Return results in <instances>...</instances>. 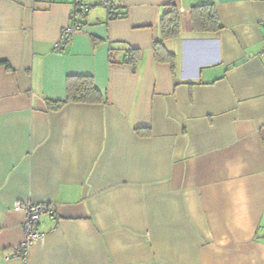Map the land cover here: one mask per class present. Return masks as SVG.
<instances>
[{"label":"crops","instance_id":"1","mask_svg":"<svg viewBox=\"0 0 264 264\" xmlns=\"http://www.w3.org/2000/svg\"><path fill=\"white\" fill-rule=\"evenodd\" d=\"M77 1L54 49L70 0H0V264H24L18 201L55 205L26 264H264V0H173L174 71L152 51L168 0ZM70 76L105 103L47 108Z\"/></svg>","mask_w":264,"mask_h":264},{"label":"trees","instance_id":"2","mask_svg":"<svg viewBox=\"0 0 264 264\" xmlns=\"http://www.w3.org/2000/svg\"><path fill=\"white\" fill-rule=\"evenodd\" d=\"M106 7L108 19L113 20L118 18V13L115 10L118 8L113 6ZM77 3H79L77 1ZM73 4V3H72ZM74 9L70 15L71 25L77 26L80 23V18L84 14V10L78 7V4H73ZM191 19L193 29L197 33L216 34L221 31L222 26L219 23L216 11L213 4L197 5L191 8ZM161 37L152 44V51L155 61L160 63H168L172 70L175 69V56L166 50L163 42L173 39L180 32V16L177 6L173 0H168L164 5V11L159 20ZM96 43L97 41L94 40ZM137 58L135 50H129L125 62L134 65ZM68 103H83V104H100L105 103L103 94L95 86L92 77L90 76H70L66 81V96L63 100L46 101L47 108L56 110Z\"/></svg>","mask_w":264,"mask_h":264},{"label":"built area","instance_id":"3","mask_svg":"<svg viewBox=\"0 0 264 264\" xmlns=\"http://www.w3.org/2000/svg\"><path fill=\"white\" fill-rule=\"evenodd\" d=\"M73 4H78V7L84 10V6L77 3V0H70ZM111 0H102L103 7H110ZM77 26L69 25L65 27L59 39L54 43L53 48L59 49L66 45L76 32ZM15 211L23 214L22 233L23 241L17 246L13 252L12 257L19 258L26 264L30 247L34 242L42 237L39 229V221L42 215H48L51 219L55 218V205L52 203L33 204L30 202L18 201L14 204Z\"/></svg>","mask_w":264,"mask_h":264}]
</instances>
